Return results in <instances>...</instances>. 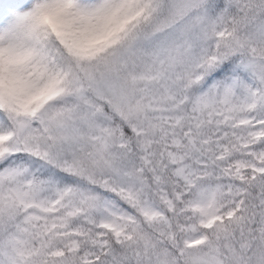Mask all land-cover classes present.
<instances>
[{
  "label": "snow or ice",
  "instance_id": "6c2138e0",
  "mask_svg": "<svg viewBox=\"0 0 264 264\" xmlns=\"http://www.w3.org/2000/svg\"><path fill=\"white\" fill-rule=\"evenodd\" d=\"M0 264H264V0H0Z\"/></svg>",
  "mask_w": 264,
  "mask_h": 264
}]
</instances>
